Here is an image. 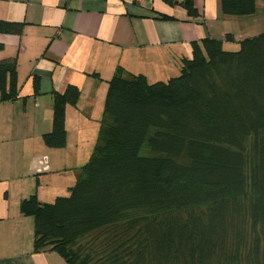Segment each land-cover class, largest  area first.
<instances>
[{"label":"trees","instance_id":"16d2710c","mask_svg":"<svg viewBox=\"0 0 264 264\" xmlns=\"http://www.w3.org/2000/svg\"><path fill=\"white\" fill-rule=\"evenodd\" d=\"M180 5L199 19L193 0ZM256 8L221 0L225 16ZM23 27L0 20L2 35ZM18 97L17 59H0V102ZM79 97L75 86L54 95L48 148L66 146L65 107ZM20 210L34 219L35 251L69 264H264V32L236 51L223 40L193 42L168 81L118 67L97 143L68 196H31Z\"/></svg>","mask_w":264,"mask_h":264},{"label":"crops","instance_id":"0c3cea01","mask_svg":"<svg viewBox=\"0 0 264 264\" xmlns=\"http://www.w3.org/2000/svg\"><path fill=\"white\" fill-rule=\"evenodd\" d=\"M183 1L0 0V20L24 24L20 35L0 34V59H17L19 92L0 102V264H69L56 252L35 251V222L20 204L68 196L97 143L118 67L151 83L170 79L192 57L193 42L223 40L236 51L242 39L264 32V0H255L248 17L223 15L221 0H193L199 19ZM68 86L80 97L65 107L66 146L50 149L43 136L53 128L54 95Z\"/></svg>","mask_w":264,"mask_h":264},{"label":"rangeland","instance_id":"374dc122","mask_svg":"<svg viewBox=\"0 0 264 264\" xmlns=\"http://www.w3.org/2000/svg\"><path fill=\"white\" fill-rule=\"evenodd\" d=\"M178 75H179V74H178ZM155 81H156V80H155ZM161 81H168V79H164V80H161ZM153 83H154V82H153ZM143 153H144L145 155H148L149 152H148L146 149H144V150H143Z\"/></svg>","mask_w":264,"mask_h":264}]
</instances>
